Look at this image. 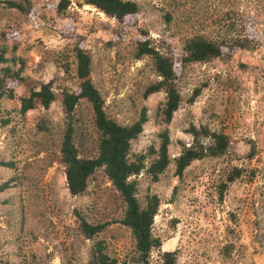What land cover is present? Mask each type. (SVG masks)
Listing matches in <instances>:
<instances>
[{
  "label": "rangeland",
  "instance_id": "1",
  "mask_svg": "<svg viewBox=\"0 0 264 264\" xmlns=\"http://www.w3.org/2000/svg\"><path fill=\"white\" fill-rule=\"evenodd\" d=\"M30 1L35 17L26 21L0 0V44L13 57L6 64L17 70L22 61L23 76L51 81L54 91L73 90L72 44L57 31L66 19L71 21L90 51V76L107 115L128 124L142 107L146 110L147 121L130 142L131 153L156 146L163 128L170 158L180 151L179 142L190 143L189 125H206L230 140L224 155L193 160L179 177L171 164L156 181L137 176L139 199L145 194L159 199L151 230L161 245L150 251L148 264H157L158 252L166 250H175V264H264V0H134L135 21L116 42L111 36L118 24L84 0H68L66 19L51 7L58 0ZM225 12L230 13L227 20ZM227 24L229 34L246 33L256 46L180 65L175 76L180 102L170 121L161 123L164 93L143 97L156 76L148 56L134 58L132 38L143 30L154 43L165 38L179 50L184 38L196 33L214 37ZM13 30L19 43L11 50L12 39L1 36ZM28 90L29 84H20L12 98L0 102V264H87L91 241L77 230L74 210L89 220H111L119 208L115 192L97 170L83 194L68 193L57 160L61 106L55 101L21 114L19 97ZM74 117L83 131L79 153L91 154L95 133L85 102ZM42 123L43 131L37 128ZM232 167L241 168V174L220 197L219 183ZM95 239L103 241L115 264H136L130 260L133 241L124 226L111 222Z\"/></svg>",
  "mask_w": 264,
  "mask_h": 264
},
{
  "label": "trees",
  "instance_id": "2",
  "mask_svg": "<svg viewBox=\"0 0 264 264\" xmlns=\"http://www.w3.org/2000/svg\"><path fill=\"white\" fill-rule=\"evenodd\" d=\"M3 3L8 8H14L26 21L35 17L30 0H3ZM84 3L118 24L120 28L114 30L111 36L113 42L125 37L127 27L133 25L138 13V5L134 0H84ZM67 6L68 0H58L51 7L59 15L65 12ZM229 14L224 13L227 17L225 20ZM63 17L65 18L64 14ZM165 19L169 20L167 13ZM230 30L231 24H227L219 30L221 34L214 37L199 33L190 35L181 41L179 50L165 38L154 43L143 30L132 38L134 58L148 56L156 76L145 86L143 97L156 91L164 93V100L158 108L161 123L167 124L170 121L180 102L175 85V76L180 65L207 62L213 58L227 57L236 49L251 50L256 46L255 38L248 37L246 33L229 34ZM57 31L72 44L75 88L54 91L51 81L39 82L28 78L27 75L23 76L22 61L17 70L6 64L12 61L13 57L8 58L6 46L0 44V102L2 98H12L13 88L24 83L29 84V90L26 95L19 97L21 114L36 107L45 109L57 101L64 115V125L58 139L57 160L63 166L68 193L71 196L83 194L88 179L97 170L101 171L114 190L119 208L111 220H89L74 210L77 230L84 239L91 241L87 264H115V260L105 253L103 241L95 239L111 222L118 223L129 231L133 241L130 260L136 264H148L150 251L159 249L161 245L159 237L154 236L151 230L159 199L155 194H145L142 200L139 199L137 176L143 173L151 181H156L159 174L171 164L174 175L179 177L193 160L224 155L230 147V140L225 133L211 130L206 125H189L185 131L191 137L190 143L186 145L179 142L180 151L170 158L167 153L169 136L167 128H163L156 134V146L149 145L144 152L131 153L130 142L139 135L147 121L145 108L142 107L137 118L128 124L119 123L108 116L104 109V100L90 76L91 54L81 42L83 37L75 32L74 25L67 19ZM1 37L5 41L12 39L11 50L19 43V36L14 30L2 32ZM262 72L264 73V69ZM80 102H85L88 107L95 133L92 153L87 155L79 153L83 131L74 117ZM37 128L43 131L46 126L42 123L38 124ZM241 171V168L232 167L225 173L224 179L219 183L220 197L226 186L240 176ZM175 255V250L158 252L156 262L175 264Z\"/></svg>",
  "mask_w": 264,
  "mask_h": 264
}]
</instances>
